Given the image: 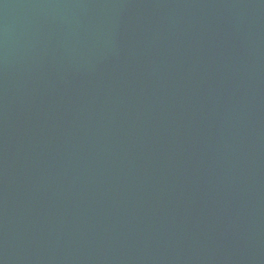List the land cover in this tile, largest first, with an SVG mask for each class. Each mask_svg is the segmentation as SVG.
I'll return each instance as SVG.
<instances>
[{
    "label": "water",
    "instance_id": "95a60500",
    "mask_svg": "<svg viewBox=\"0 0 264 264\" xmlns=\"http://www.w3.org/2000/svg\"><path fill=\"white\" fill-rule=\"evenodd\" d=\"M0 264H264V0H0Z\"/></svg>",
    "mask_w": 264,
    "mask_h": 264
}]
</instances>
